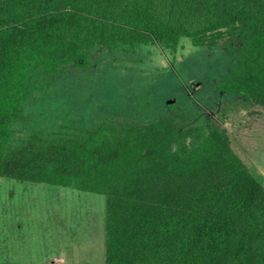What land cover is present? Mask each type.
<instances>
[{
    "label": "trees",
    "instance_id": "16d2710c",
    "mask_svg": "<svg viewBox=\"0 0 264 264\" xmlns=\"http://www.w3.org/2000/svg\"><path fill=\"white\" fill-rule=\"evenodd\" d=\"M183 37L235 40L218 88L264 117V0H0V177L106 196L105 264H264V185L224 128L166 114L15 143L27 102L70 66L88 68L89 49L176 50Z\"/></svg>",
    "mask_w": 264,
    "mask_h": 264
},
{
    "label": "rangeland",
    "instance_id": "374dc122",
    "mask_svg": "<svg viewBox=\"0 0 264 264\" xmlns=\"http://www.w3.org/2000/svg\"><path fill=\"white\" fill-rule=\"evenodd\" d=\"M237 49L235 40L208 47L185 37L176 50L91 48L88 68L70 66L27 102L25 121L12 126L15 143L36 130L149 125L170 114L184 126L226 129L264 185V117L254 120L247 101L218 88ZM106 203L100 194L0 177V264H105Z\"/></svg>",
    "mask_w": 264,
    "mask_h": 264
}]
</instances>
